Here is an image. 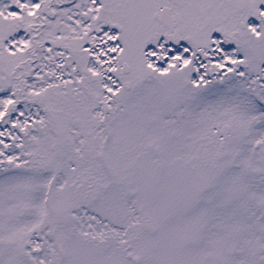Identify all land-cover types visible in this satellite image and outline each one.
Segmentation results:
<instances>
[{"label": "snow or ice", "instance_id": "6c2138e0", "mask_svg": "<svg viewBox=\"0 0 264 264\" xmlns=\"http://www.w3.org/2000/svg\"><path fill=\"white\" fill-rule=\"evenodd\" d=\"M0 264H264V0H0Z\"/></svg>", "mask_w": 264, "mask_h": 264}]
</instances>
